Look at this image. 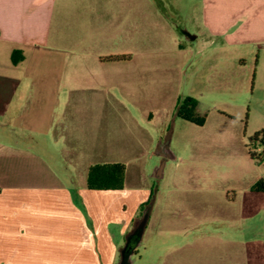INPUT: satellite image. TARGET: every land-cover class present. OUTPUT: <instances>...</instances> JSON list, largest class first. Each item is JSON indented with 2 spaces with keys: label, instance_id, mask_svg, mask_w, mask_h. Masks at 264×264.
<instances>
[{
  "label": "crops",
  "instance_id": "crops-1",
  "mask_svg": "<svg viewBox=\"0 0 264 264\" xmlns=\"http://www.w3.org/2000/svg\"><path fill=\"white\" fill-rule=\"evenodd\" d=\"M128 1L0 0V264H121L150 197L132 184L131 165L142 142L150 154L148 129L164 127L177 107L142 104L133 119L138 131L119 142L118 110L103 104L100 90L132 82L146 63L102 60L99 34L126 31ZM201 3L210 45L264 51V0ZM259 67L264 91V59ZM90 84L98 88L85 91ZM116 163L126 167L123 189L88 187L91 166ZM258 180L245 190L255 197L264 195ZM144 236L132 264H264V253L223 254L196 248L198 239Z\"/></svg>",
  "mask_w": 264,
  "mask_h": 264
},
{
  "label": "rangeland",
  "instance_id": "rangeland-1",
  "mask_svg": "<svg viewBox=\"0 0 264 264\" xmlns=\"http://www.w3.org/2000/svg\"><path fill=\"white\" fill-rule=\"evenodd\" d=\"M126 8V31H112L111 37L100 31L98 52L104 61L122 54L146 63L135 69L132 82L100 90L103 104L118 110L119 142L128 130L138 131L133 119L148 102L178 105L193 98V119L201 122L174 114L164 127L148 129L155 138L150 154L142 142L141 157L131 165L132 184L150 191L144 239H198L202 251L209 246L223 254L264 253V206L255 207L264 205V195L245 191L258 179L263 183L256 187L264 188V161L249 155L259 147L251 139L264 122V91L257 82L264 51L222 48L221 40L210 45L201 0H131Z\"/></svg>",
  "mask_w": 264,
  "mask_h": 264
},
{
  "label": "trees",
  "instance_id": "trees-1",
  "mask_svg": "<svg viewBox=\"0 0 264 264\" xmlns=\"http://www.w3.org/2000/svg\"><path fill=\"white\" fill-rule=\"evenodd\" d=\"M127 59L124 56H113L107 58L110 61H120ZM198 107L197 101L193 98L187 97L182 101H179L175 115L183 118L185 120L196 122L201 124L199 121H195L193 119V111ZM251 143L254 145L263 146L264 149V130L256 132L251 139ZM250 147V146H249ZM249 155L252 160H256L258 162L264 161V150L263 153L257 156L252 150L249 149ZM125 172L126 167L124 164H99L91 166L88 171L87 184L90 189L93 190H121L124 188L125 181ZM263 183V181H259V184ZM145 206H142V213L145 209Z\"/></svg>",
  "mask_w": 264,
  "mask_h": 264
},
{
  "label": "water",
  "instance_id": "water-1",
  "mask_svg": "<svg viewBox=\"0 0 264 264\" xmlns=\"http://www.w3.org/2000/svg\"><path fill=\"white\" fill-rule=\"evenodd\" d=\"M163 175V167H160L156 171L158 178ZM149 217L148 210L145 211L142 219L137 223L135 230L127 237V242L123 250L121 251V264H132L131 258L134 256V252L137 246L141 243L147 221Z\"/></svg>",
  "mask_w": 264,
  "mask_h": 264
},
{
  "label": "built area",
  "instance_id": "built-area-1",
  "mask_svg": "<svg viewBox=\"0 0 264 264\" xmlns=\"http://www.w3.org/2000/svg\"><path fill=\"white\" fill-rule=\"evenodd\" d=\"M263 146H260L258 148H256V150H254V153L260 157V155L263 153ZM264 159V158H263Z\"/></svg>",
  "mask_w": 264,
  "mask_h": 264
}]
</instances>
